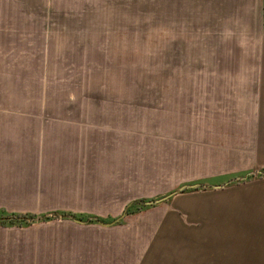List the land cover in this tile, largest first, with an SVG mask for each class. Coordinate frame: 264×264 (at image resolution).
I'll return each instance as SVG.
<instances>
[{"label": "crops", "instance_id": "crops-1", "mask_svg": "<svg viewBox=\"0 0 264 264\" xmlns=\"http://www.w3.org/2000/svg\"><path fill=\"white\" fill-rule=\"evenodd\" d=\"M156 1L162 4L158 6V22L153 28L158 37H148L151 33L147 29L146 37L135 39L133 32H129L133 29L125 26L120 28L118 38L113 39L102 37L103 29L109 35L110 27H102L103 7L92 0L83 4L82 0H0V210L99 218L117 215V203L108 200L111 196L103 202L101 187H94L96 175L100 179L102 173L111 172L86 164L87 150L93 151L98 142L96 127L101 132L98 126L102 119L101 103L72 97L64 101V96L51 101V92L39 79L106 77L101 73L102 62L118 63L119 59H103V47L105 53L111 54L130 47L129 53L133 55V47L151 45L152 38L157 41L152 45L159 47L215 45L205 40L220 34L222 25L229 28L226 24L231 15L230 6L245 2ZM262 3L263 0L258 1L256 10L260 30ZM242 10L246 12L245 8ZM178 36L189 41L175 42ZM125 59L119 63L133 61ZM207 71L190 69L181 76L203 77L209 74ZM165 72L180 76L177 70ZM107 76L133 77V74ZM57 90L56 96L67 94L63 83ZM260 173L261 176L247 181L215 182L212 185L225 186L182 191L171 198L182 208L187 198L180 196L189 193L190 203L199 198L205 200L207 210L211 208L207 213H197L193 206L188 209L191 221L204 222L203 227L197 226L188 236L183 233L182 238L189 239V253L180 255L175 249H164L160 241L170 230L160 228L142 248L136 262L129 258L117 262L116 254L111 252L113 260L111 257L106 262L99 257L91 260L85 255L92 257L96 253L85 250L87 245L77 251L68 242L71 235L79 240L80 233L84 235L85 228L94 225L63 218L25 228L0 226V234H14L0 236V264H264V169ZM177 217L181 218L178 213ZM95 226L101 234L117 227L116 224ZM175 245L176 250L180 249L181 241L176 240Z\"/></svg>", "mask_w": 264, "mask_h": 264}, {"label": "rangeland", "instance_id": "rangeland-1", "mask_svg": "<svg viewBox=\"0 0 264 264\" xmlns=\"http://www.w3.org/2000/svg\"><path fill=\"white\" fill-rule=\"evenodd\" d=\"M92 1L103 7L102 27H110L109 35L103 29V38H118L120 28L125 26L133 29L129 32H133L135 39L146 37L147 29L151 33L148 37L159 36L153 28L157 26L158 6L162 4L156 0ZM243 1L238 6H230V22L226 24L229 28L222 25L220 34L205 40L215 45L159 47L152 45L157 42L152 38L151 45L133 47V55L129 53L130 47L108 46L124 51L105 53L106 47H103V59L126 57L133 61L127 64L119 60L118 63L103 61L101 73L106 77L39 79L51 92V101H59L64 96V101L72 97L101 103L102 119L98 125L101 132L96 127L98 142L93 151L87 150L86 164L111 172L102 173L100 179L96 175L94 184L95 188L101 187L103 202L111 196L108 200L117 203V215H105L101 217L103 221L114 220L134 201L157 199L184 184L243 182L261 176L260 169H264V13L260 30L256 12L259 0ZM262 4L264 8V0ZM178 37L175 42L189 41ZM190 69L209 70L207 73L211 76H181ZM174 70L180 71L177 72L180 76L165 72ZM116 73L133 74V77L107 76ZM157 73L165 75L157 76ZM62 83L67 94L56 96L57 86ZM41 85L39 82V90ZM91 182L94 183L93 179ZM190 190L194 189L184 191ZM188 195L180 196L187 198L182 208L175 205L174 199L156 205L141 202L148 208L127 214L111 232L101 234L95 226L100 225L98 221L89 223L95 227H86L79 240L71 235L69 246L78 251L87 245L85 250L96 253L92 257L85 255L91 260L98 257L103 262L110 261V257L113 260L111 252L116 254L117 262L127 258L136 262L150 237L152 241L158 229L164 228L170 234L160 245L166 250L175 249L180 255L189 253V239L182 236H188L197 226L203 227L204 222L191 221L188 209L193 206L198 209L197 213H207L211 208L207 210L205 200L199 198L190 203ZM31 221L30 225L45 222ZM15 227L20 228H7ZM0 236L14 234L5 232ZM176 240L181 241L177 250Z\"/></svg>", "mask_w": 264, "mask_h": 264}, {"label": "trees", "instance_id": "trees-1", "mask_svg": "<svg viewBox=\"0 0 264 264\" xmlns=\"http://www.w3.org/2000/svg\"><path fill=\"white\" fill-rule=\"evenodd\" d=\"M143 202L142 200H137L134 201L129 207H127V214H132V213H137L142 210H145L148 208L147 206L141 205L140 203ZM3 216H14V218H19L22 217L20 220L18 219H11V220H0V225L4 227H11V226H28L32 223L31 220L36 221L37 219H40L41 221H50L54 220L57 218H77L81 220H85L88 223H93L95 221H98L99 217L93 216V215H85V214H72V213H59V212H54V213H47V214H42V215H36V214H31V213H26V214H16V213H6L5 211L0 210V218ZM102 220V219H101Z\"/></svg>", "mask_w": 264, "mask_h": 264}, {"label": "water", "instance_id": "water-1", "mask_svg": "<svg viewBox=\"0 0 264 264\" xmlns=\"http://www.w3.org/2000/svg\"><path fill=\"white\" fill-rule=\"evenodd\" d=\"M200 186H204L205 188H209V187L221 188V187H224L225 184H218V185H202L200 183L184 184L179 189H177L176 191L170 192V193H168V194H166V195H164L162 197H159L157 199L145 200V201H143V203H144V205H156V204H159V203H162V202H165V201L171 199L174 195H176L179 192L184 191L187 188L195 189V188H198ZM131 204L132 203H130L128 205V207ZM126 215H127V210H125L120 216H118L117 218H115L113 221L106 222V221H103V220L99 219L98 220V223H100L101 225H104V226H112V225H115V224L119 223L121 221V219L124 218ZM13 218L14 217H12V216H3V217L0 218V220H11ZM19 218H22V217H19ZM73 219L75 221H77V222H80V223H88L85 220H81V219H77V218H73Z\"/></svg>", "mask_w": 264, "mask_h": 264}]
</instances>
